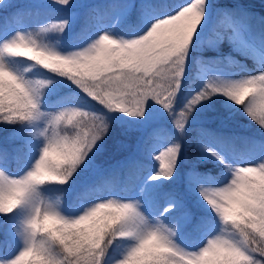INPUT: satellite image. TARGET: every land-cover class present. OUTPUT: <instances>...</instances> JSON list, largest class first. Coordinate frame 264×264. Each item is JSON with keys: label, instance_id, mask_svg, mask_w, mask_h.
<instances>
[{"label": "snow or ice", "instance_id": "snow-or-ice-1", "mask_svg": "<svg viewBox=\"0 0 264 264\" xmlns=\"http://www.w3.org/2000/svg\"><path fill=\"white\" fill-rule=\"evenodd\" d=\"M241 120L264 136L251 0H0V264H264Z\"/></svg>", "mask_w": 264, "mask_h": 264}, {"label": "trees", "instance_id": "trees-1", "mask_svg": "<svg viewBox=\"0 0 264 264\" xmlns=\"http://www.w3.org/2000/svg\"><path fill=\"white\" fill-rule=\"evenodd\" d=\"M251 2L256 5V11H260L261 7H264V0H251ZM211 35L209 34V36H207L205 39H210ZM63 42V41H62ZM237 59H239L237 57ZM223 68H227L229 70L233 69L234 70V65L231 64H225L223 66ZM232 131L235 135H237L240 138H245V137H254L257 141H260L262 139H264V136L261 135L260 130L258 128L257 125L255 124H248L246 122H244L243 120L239 121L233 128ZM117 138V134L114 133V139ZM120 139H123L125 143H131V141L126 140L123 137H120ZM113 145L112 142H110L109 144V149L111 151ZM237 147L240 150H244V148L246 147L242 141L238 142ZM194 149L190 152V155H194ZM59 194V193H58ZM62 201H63V197H61Z\"/></svg>", "mask_w": 264, "mask_h": 264}, {"label": "rangeland", "instance_id": "rangeland-1", "mask_svg": "<svg viewBox=\"0 0 264 264\" xmlns=\"http://www.w3.org/2000/svg\"><path fill=\"white\" fill-rule=\"evenodd\" d=\"M224 71L228 72V71H233V69L229 70L227 68H223ZM58 194V193H57ZM59 195V194H58ZM61 202L63 203L62 199H61Z\"/></svg>", "mask_w": 264, "mask_h": 264}]
</instances>
